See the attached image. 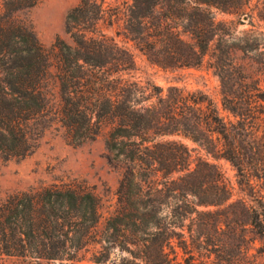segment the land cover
I'll use <instances>...</instances> for the list:
<instances>
[{"label":"trees","instance_id":"trees-1","mask_svg":"<svg viewBox=\"0 0 264 264\" xmlns=\"http://www.w3.org/2000/svg\"><path fill=\"white\" fill-rule=\"evenodd\" d=\"M80 0L51 50L20 14L40 0H0V160L33 154L50 130L74 146L104 137L123 162L115 210L101 226V198L83 184H51L0 201V251L35 262L220 264L211 235L238 230L233 187L210 160L237 170L253 232L264 238V32L253 25L241 49L261 58L239 64L226 49L248 0ZM264 21V16H260ZM123 21L126 38L164 70L211 65L222 83L223 118L202 92L164 89L134 75V54L103 32ZM243 80L236 81V74ZM237 85V88H236ZM240 88V89H239ZM179 137L206 157L194 159ZM213 207L214 209H210ZM216 244V243H215Z\"/></svg>","mask_w":264,"mask_h":264},{"label":"rangeland","instance_id":"rangeland-1","mask_svg":"<svg viewBox=\"0 0 264 264\" xmlns=\"http://www.w3.org/2000/svg\"><path fill=\"white\" fill-rule=\"evenodd\" d=\"M79 3L80 0H40L34 8L21 13L20 17L32 25L43 46L51 50L59 37L71 42L64 31L65 20L68 12ZM106 3L112 9L121 4L117 0H106ZM244 13L246 14L244 16H233L222 12H216L215 15L218 22L234 23V31L230 32L232 38L226 44V49L233 51L237 58L236 62L257 68L261 58H257L254 53L243 51L241 46L244 34L252 30L253 25L264 32V21L260 18L264 16V0H248V7ZM100 27L105 34L113 37L120 45L129 48L134 54L138 68L134 73L136 77L144 81L150 80L164 89L175 86L190 92H202L215 103L221 117L226 119L229 117L222 107L221 80L211 65L212 52L201 67L164 70L150 64L147 57L126 38L122 20H114L112 26L105 21ZM236 75V81L243 80V75L239 73ZM169 139L187 144L192 150L194 159L206 157L204 151L188 140L179 137ZM210 161L220 169L234 188L233 200L236 202L226 207L222 213L226 215L236 213L238 222L237 231L224 229L211 235L209 253L212 259L220 264H264V238L253 232L247 207L238 200L244 194L238 184L236 168L224 159ZM123 172V162L114 159V156L108 152L104 137L78 147L68 143L62 134L50 130L42 138L36 151L26 159L0 160V201L13 192L38 189L51 184H83L101 198L102 226L105 219L115 210L116 192ZM210 209L214 208L210 207ZM122 257L121 251L114 250L110 259L104 264H121ZM0 264L48 263L46 261L37 263L30 257L9 256L0 251ZM55 264L60 262L57 261ZM73 264L97 263L90 261L88 256L87 259Z\"/></svg>","mask_w":264,"mask_h":264}]
</instances>
